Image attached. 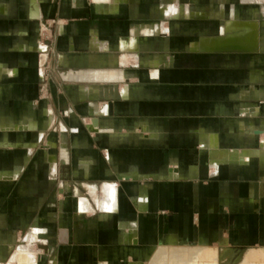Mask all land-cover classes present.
<instances>
[{
    "label": "crops",
    "instance_id": "obj_1",
    "mask_svg": "<svg viewBox=\"0 0 264 264\" xmlns=\"http://www.w3.org/2000/svg\"><path fill=\"white\" fill-rule=\"evenodd\" d=\"M229 1L0 0V264H240L264 248V102L228 95L263 70L216 43L242 18ZM182 19L226 22L196 50Z\"/></svg>",
    "mask_w": 264,
    "mask_h": 264
},
{
    "label": "rangeland",
    "instance_id": "obj_2",
    "mask_svg": "<svg viewBox=\"0 0 264 264\" xmlns=\"http://www.w3.org/2000/svg\"><path fill=\"white\" fill-rule=\"evenodd\" d=\"M244 1H247L250 3L241 2L239 0H230L228 3L231 2V3H234L236 6H238L236 13L239 15V17H242V18L244 17L247 19H251L248 17H252V18H255L257 20V22H258V34H259L258 36H259L260 42H259V46H258L259 48L256 52L254 51L251 53H244L245 56L241 57V59L240 58L236 59L235 62L241 61V62H246V63L248 62L251 64L261 63V65L257 66V68H259L260 70L262 69L264 71V65H263L264 64V0H244ZM252 1H254V2H252ZM255 1H259V2H255ZM249 4H251V5H249ZM192 16H197V14L196 15L192 14L189 17H192ZM205 16H207V15H205ZM209 19H211V18H209ZM193 20L194 19H182V21H185L182 23L185 26H187V29L189 32L188 36L193 35V33H197V34L199 33V36L200 35H213V34L221 33L222 27H223L224 23L226 22V20H223V19H219V20L217 19V22L216 21L214 22L212 20H202V21L198 20V21L194 22ZM199 36L192 38L189 41V44L187 46L189 48L192 46V49H196L193 47V44H195L197 41H199L198 40ZM38 70L39 71H38V81H37V89H38L37 95L38 96H45L46 92L48 91V83H47L48 77L45 76L44 69L42 68V65L38 66ZM263 71L252 70L251 73L249 74L250 76L248 77L251 79V81H252L251 83H254L255 81L264 80ZM260 72H262V73H260ZM187 83H189L190 85H196L197 84L194 82V80H193V82H187ZM236 83H238V82H236ZM207 84H210V83L208 82ZM221 84L225 87V85L227 83L221 82ZM233 84L234 83L228 84V86L233 85ZM262 84H264V82H262ZM186 85H188V84H186ZM201 85H205V83L201 84ZM212 85L214 86V83ZM233 86H235V85H233ZM250 88L253 89L254 92L253 91L250 92L249 91ZM247 93H248V95H247ZM243 94H245V95H243ZM228 95H230L231 97L240 98V99H243V96L245 97L244 99H255L256 98V99H258V101H256V103H261V102H264V86L258 87L256 84L240 85L236 91H231V92H229ZM191 100H195V99H191ZM241 101H243V100H241ZM246 102H248V101H246ZM251 102H253V101H251ZM47 112H49V110H47ZM58 113H59V111H58ZM58 113L56 111V114H58ZM253 113H255V111ZM56 118H58V117H56ZM237 118L242 120L243 118H246V117L245 116H238ZM56 126L57 125H54V124L51 125L49 127V130H51V129L58 130L56 128ZM97 212H98V209H95L89 215L93 216ZM24 231H25V228H24V230L19 231L18 233H21L23 235ZM27 243H29V245L31 246V248L34 251H38V252L40 251L42 253V250H39L41 248L39 247V245H36L35 242H32V241L29 242V240H28ZM19 247H20V245H18L16 249H18ZM229 258H231V255ZM13 263L15 264L14 261H11V264H13ZM258 264H261V263L258 262Z\"/></svg>",
    "mask_w": 264,
    "mask_h": 264
},
{
    "label": "bare ground",
    "instance_id": "obj_3",
    "mask_svg": "<svg viewBox=\"0 0 264 264\" xmlns=\"http://www.w3.org/2000/svg\"><path fill=\"white\" fill-rule=\"evenodd\" d=\"M226 31L227 33L217 38L218 39V41H216L217 44L223 45L224 42H227L228 46L230 45L231 48H234L236 50H246L250 52H254V51L256 52L258 50L259 48L258 47L259 46L258 22L255 18L239 19L235 17L233 20H231L230 22L226 24ZM205 43H208V42H205ZM209 44L211 43L209 42ZM95 123L96 121H94V118H93L92 124L95 125ZM104 187L107 188V192H108V196L110 200L115 201L114 200L115 199L114 190L112 186L109 184H106L104 185ZM19 255L21 254L19 253L18 256ZM18 259L19 258H17V260ZM21 261L22 260H20V262ZM258 262H260L261 264H264V248L252 249V250L246 251L240 264H258Z\"/></svg>",
    "mask_w": 264,
    "mask_h": 264
},
{
    "label": "flooded vegetation",
    "instance_id": "obj_4",
    "mask_svg": "<svg viewBox=\"0 0 264 264\" xmlns=\"http://www.w3.org/2000/svg\"><path fill=\"white\" fill-rule=\"evenodd\" d=\"M218 34H220V33L213 34V36H214V35H218ZM200 39H201V36L199 37V39H198V40L200 41ZM199 41H198V43H199ZM190 49H192V46L190 47Z\"/></svg>",
    "mask_w": 264,
    "mask_h": 264
}]
</instances>
